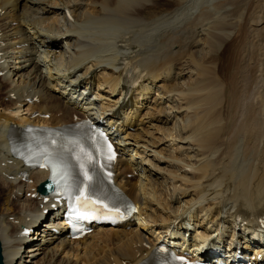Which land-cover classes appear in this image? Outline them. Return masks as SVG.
<instances>
[{
	"label": "bare ground",
	"instance_id": "6f19581e",
	"mask_svg": "<svg viewBox=\"0 0 264 264\" xmlns=\"http://www.w3.org/2000/svg\"><path fill=\"white\" fill-rule=\"evenodd\" d=\"M85 118L104 120L137 210L73 238L9 133ZM62 153L98 167L71 139ZM0 196L3 264H167L156 244L186 234L233 242L220 259L263 251L264 0H0Z\"/></svg>",
	"mask_w": 264,
	"mask_h": 264
},
{
	"label": "rangeland",
	"instance_id": "374dc122",
	"mask_svg": "<svg viewBox=\"0 0 264 264\" xmlns=\"http://www.w3.org/2000/svg\"><path fill=\"white\" fill-rule=\"evenodd\" d=\"M230 42V41H229ZM229 42H226L224 45H222L223 47L222 48H220L219 50H218V53H220V55L219 56H221V59H220V62H222V63H224V58H225V56H226V48H227V45H228V43ZM220 75L222 74V73H219ZM186 80V79H185ZM94 91V90H93ZM127 153H131V151H129V150H127ZM161 153L163 154L162 156H167L166 154H167V152H166V150L164 149H161ZM153 163H155V164H157V165H159V166H162V167H164L165 168V170H167V168H169V169H171V166H168V165H166V163H163V162H160V161H158V160H155V159H152L151 157L149 158ZM0 198H1V196H0ZM229 234V233H228ZM27 245H24L23 246V248H25Z\"/></svg>",
	"mask_w": 264,
	"mask_h": 264
},
{
	"label": "snow or ice",
	"instance_id": "6c2138e0",
	"mask_svg": "<svg viewBox=\"0 0 264 264\" xmlns=\"http://www.w3.org/2000/svg\"><path fill=\"white\" fill-rule=\"evenodd\" d=\"M108 149L110 150L111 149V146L109 145L108 146ZM82 151V150H81ZM114 154L113 155H109L108 156V159L111 160L113 158ZM88 163H92V160L91 158L89 157L88 158ZM81 171H82V175L85 179V181H87L89 184H91V181H92V176L89 175V173L87 171L84 170V167H83V164L81 165ZM55 175H56V172L54 170V176L53 178H55ZM66 178V177H65Z\"/></svg>",
	"mask_w": 264,
	"mask_h": 264
},
{
	"label": "water",
	"instance_id": "95a60500",
	"mask_svg": "<svg viewBox=\"0 0 264 264\" xmlns=\"http://www.w3.org/2000/svg\"><path fill=\"white\" fill-rule=\"evenodd\" d=\"M0 264H3L2 253H1V244H0Z\"/></svg>",
	"mask_w": 264,
	"mask_h": 264
}]
</instances>
